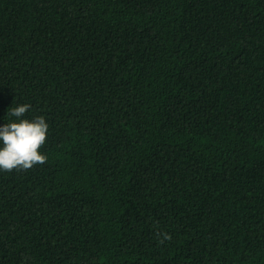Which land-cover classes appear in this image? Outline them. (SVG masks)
I'll return each instance as SVG.
<instances>
[{
	"label": "trees",
	"instance_id": "obj_1",
	"mask_svg": "<svg viewBox=\"0 0 264 264\" xmlns=\"http://www.w3.org/2000/svg\"><path fill=\"white\" fill-rule=\"evenodd\" d=\"M0 264H264V0H0Z\"/></svg>",
	"mask_w": 264,
	"mask_h": 264
},
{
	"label": "clouds",
	"instance_id": "obj_2",
	"mask_svg": "<svg viewBox=\"0 0 264 264\" xmlns=\"http://www.w3.org/2000/svg\"><path fill=\"white\" fill-rule=\"evenodd\" d=\"M30 108L28 103L11 106L7 115L14 119L0 125V171L26 170L47 159L40 149L49 126L43 116L25 118Z\"/></svg>",
	"mask_w": 264,
	"mask_h": 264
}]
</instances>
